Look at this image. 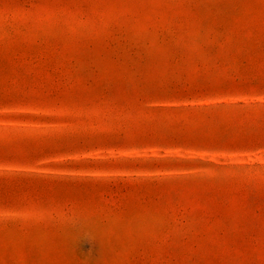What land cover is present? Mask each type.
I'll use <instances>...</instances> for the list:
<instances>
[{"label": "rangeland", "instance_id": "374dc122", "mask_svg": "<svg viewBox=\"0 0 264 264\" xmlns=\"http://www.w3.org/2000/svg\"><path fill=\"white\" fill-rule=\"evenodd\" d=\"M0 264H264V0H0Z\"/></svg>", "mask_w": 264, "mask_h": 264}]
</instances>
